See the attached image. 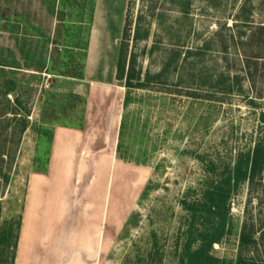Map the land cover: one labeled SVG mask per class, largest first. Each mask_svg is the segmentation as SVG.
<instances>
[{"label":"rangeland","instance_id":"obj_1","mask_svg":"<svg viewBox=\"0 0 264 264\" xmlns=\"http://www.w3.org/2000/svg\"><path fill=\"white\" fill-rule=\"evenodd\" d=\"M2 8L0 230L20 218V239L32 180L49 174L53 154H69L70 145L55 149L54 130H81V144L59 167L65 182L51 231L90 234L91 263L180 264L183 200L198 198L209 174L264 136V0H0V15ZM141 14L149 37L133 47ZM128 23L142 77L160 71L174 48L191 50L183 73L127 90L116 60ZM39 183L41 241L48 202ZM230 206L231 230L213 245L217 264H234L246 219L264 235V173L241 184Z\"/></svg>","mask_w":264,"mask_h":264},{"label":"trees","instance_id":"obj_2","mask_svg":"<svg viewBox=\"0 0 264 264\" xmlns=\"http://www.w3.org/2000/svg\"><path fill=\"white\" fill-rule=\"evenodd\" d=\"M1 11V19H5L8 16L7 10L2 8ZM145 19L142 14L136 18L132 38L133 47L139 40L149 37V28L143 30L140 28ZM91 21V16L89 21H80V31L83 30L85 24H90ZM129 26V23L125 26L116 60V79L120 80L127 90L147 89L152 84L164 85L171 75L178 71L183 73L182 71L185 70L183 66L186 65L191 50L174 48L170 49L160 71L154 75L147 71L142 77L133 47L129 52ZM77 48L83 49L80 45ZM154 52L155 49L151 47L148 55L152 56ZM0 65L5 66L4 64ZM42 70L45 68L41 67L39 72ZM71 77L80 78L76 75ZM179 83L177 82V84ZM221 84L226 86L223 82H219L218 85ZM11 90V87H7L3 96L6 97ZM225 90V93H228L231 88L226 87ZM126 101H128V96L125 98ZM17 102L19 103L18 100ZM263 173L264 136L262 135L251 150L238 153L232 166L226 165L223 171L217 173L214 170L213 174H209L206 180V188L203 189L198 198L189 202L183 200L185 209L189 212V224L187 227L188 236L183 253L180 255V264H217L219 262V259L212 255L213 245L221 244L231 230L230 202L232 196L241 184L248 182L252 185L256 177L262 176ZM1 177L5 181L8 180L6 175L1 174ZM250 221V219H246L243 223L238 237L234 264H264V235H258L253 222ZM20 226L21 221L18 218L17 222H11L6 230H0V248L3 250L0 256V264H15ZM193 243L197 244L194 249H192Z\"/></svg>","mask_w":264,"mask_h":264},{"label":"crops","instance_id":"obj_3","mask_svg":"<svg viewBox=\"0 0 264 264\" xmlns=\"http://www.w3.org/2000/svg\"><path fill=\"white\" fill-rule=\"evenodd\" d=\"M85 134L86 133L81 130H72L65 127L56 128L53 136L54 145L56 146L55 149L57 147V149H59L61 146L69 145L71 148L79 146L83 140V135ZM70 147L68 149L69 154L63 152L53 154L51 157V168L47 176L34 178L32 180L30 191L31 197L29 199L28 210L23 219L16 264H95L91 263V255H96V252L92 251L93 246L90 241V234L86 231H79L78 233H75L76 235L68 232L63 236H60L58 233L51 231V226L58 223L59 220L56 216L57 211H59V207L56 206V200L60 196L57 187L60 186L61 189H63V185H61V182L63 181L58 177V175H60L59 167L63 159L71 160L74 149H71ZM37 183L42 186L41 194H44L43 198H45L43 200L48 202L47 205L45 204L46 206H44V210L41 211V214L43 215L42 222L45 225V230L40 234L44 235L41 241L38 237H35L37 236L36 228L41 222V219L37 216L40 209H38V205L34 200L37 195ZM45 215H47V217ZM29 230L31 232H29ZM59 236L60 242L56 240L57 237L59 240ZM36 238L40 242L38 248L35 249ZM54 243H56V245H54L55 248L51 250L49 246H53Z\"/></svg>","mask_w":264,"mask_h":264},{"label":"bare ground","instance_id":"obj_4","mask_svg":"<svg viewBox=\"0 0 264 264\" xmlns=\"http://www.w3.org/2000/svg\"><path fill=\"white\" fill-rule=\"evenodd\" d=\"M32 226H34V225H32ZM32 226H31V227H32ZM29 232H31V231L29 230Z\"/></svg>","mask_w":264,"mask_h":264}]
</instances>
